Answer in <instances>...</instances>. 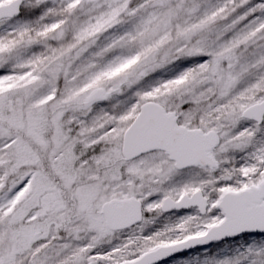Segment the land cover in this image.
<instances>
[{
  "label": "snow or ice",
  "instance_id": "obj_1",
  "mask_svg": "<svg viewBox=\"0 0 264 264\" xmlns=\"http://www.w3.org/2000/svg\"><path fill=\"white\" fill-rule=\"evenodd\" d=\"M0 264H264V0H0Z\"/></svg>",
  "mask_w": 264,
  "mask_h": 264
}]
</instances>
